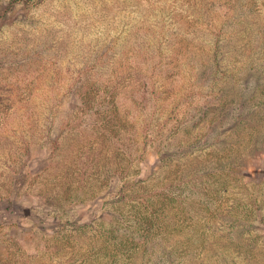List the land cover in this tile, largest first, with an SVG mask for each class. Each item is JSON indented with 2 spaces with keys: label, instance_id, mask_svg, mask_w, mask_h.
Here are the masks:
<instances>
[{
  "label": "rangeland",
  "instance_id": "obj_1",
  "mask_svg": "<svg viewBox=\"0 0 264 264\" xmlns=\"http://www.w3.org/2000/svg\"><path fill=\"white\" fill-rule=\"evenodd\" d=\"M153 64L164 76L178 75L167 79L170 92L158 100L148 93L143 108L137 101L147 87L107 88L119 82L116 74L135 80ZM212 80L230 94H250V106H261L264 0H0V261L19 251L32 253L33 264H61L64 254H72L69 264H219L218 257L223 264H264V219L256 223L249 211L264 216V179L243 187L255 174L264 176L259 150L222 179H202L198 209L184 201L189 186L174 187L180 198L171 195L166 205L149 201L147 210L127 202L104 206L105 192L99 194L105 175L115 176L116 169L132 182L166 189L185 176L184 162L193 158L175 155L161 166L154 147L142 143V128L159 148L168 145L173 127L191 130L192 139V110L213 89ZM109 108L119 123L104 133L97 124ZM197 154V169L210 168L212 153ZM28 163L32 176L15 197L12 183ZM116 178L110 182L115 189ZM233 206L240 229L228 233ZM132 209L158 214L155 227L148 233L141 217L130 218L125 246L103 244V233L127 226L119 227L117 212ZM243 217L249 223H241ZM58 219L81 220L100 240L82 244L74 237L83 233L71 225L53 230ZM65 230L68 237L61 239ZM196 234L206 251L195 244Z\"/></svg>",
  "mask_w": 264,
  "mask_h": 264
},
{
  "label": "trees",
  "instance_id": "obj_2",
  "mask_svg": "<svg viewBox=\"0 0 264 264\" xmlns=\"http://www.w3.org/2000/svg\"><path fill=\"white\" fill-rule=\"evenodd\" d=\"M158 69L159 65L153 64L150 72L143 75L142 78L136 77L135 80L130 76V74L125 75V72H122V70L120 69L122 73L116 74V76L119 77V82H116L115 85L113 84L110 86L107 85V82L104 87L108 86L107 88L111 89L110 91H115V87L117 86L122 87L125 90L131 89L134 91H138V88L147 87L145 88V90H143L141 98L139 97L137 101L138 104H140V107L143 108V106L145 105V99L148 100V93L149 98L151 100H158V94L170 92L167 79H176L178 75V73L176 72L173 73L168 71L167 75L164 76L161 74V68L160 70ZM230 79L231 76L225 80ZM210 84L214 86L213 89L208 88L206 94L203 95L205 100L202 102V104H199L196 108L192 110L191 117L196 116V120H194V123L192 124L195 125V127L193 128V133H195V135L192 139L187 136V134L191 133V130L187 131L185 128L183 132H176L178 128L176 130V128L173 127L172 131H170V136H172V138L166 139L168 145L166 147L161 146L159 148V146L156 144V140L151 139L148 136L147 128H142V139L145 138V142L142 143H144V145H147L146 143H148L147 146L150 149L154 147L155 151L159 155L161 166L164 165V163L168 161V159L174 157L175 155L193 158V160H188L187 163L184 162L186 174L182 178H180V176L176 178V183L172 185L173 187H170L173 188V191L171 192L169 190L170 188L168 187L170 185H168L166 189L163 186H153L149 181H144L142 179H140L139 181L132 182L116 169L115 176L118 177L120 181V185L118 186V188L115 189V185L110 183L111 180H115L114 182H116L117 180L114 174H112L114 172L108 171V174L105 175V181L107 180L106 184H104L105 182H103V188L99 191V194L102 191L105 192L103 196L104 206H108L110 203L114 202L124 204L125 202H127L130 207L133 205L134 207L144 208L147 210V207H149V201L155 200L161 205H166L163 204L162 201H167V199L172 200L173 196L171 197V195H177V198H180V194L175 192L174 187L178 189L181 187V190L182 188H186L189 186L191 187L190 190L192 192L186 196L184 201L186 204L190 203L193 208L198 209V206H200L198 202L202 199V179L206 180V178L212 177H220V179H222V176H227V173H230L232 169L235 170V168L238 167V164H240V162L247 161L249 154L253 150H259L260 152L264 153V114L262 113L261 109L262 107L264 108V98L261 106H259L257 102L255 106H250V102L251 100H253V97L250 94L244 92L230 94V90L218 88L216 86L215 80H212ZM107 88H105L106 91H109L107 90ZM110 94L111 92L109 93V95ZM189 94L191 93H188L187 96H189ZM87 103H91V100L87 101ZM176 110H174V114H176ZM99 115L103 119V122H99L97 124V127L103 129L104 133L106 131L111 132L115 124L118 122V116L117 112H115V109L112 111L109 108V110L107 112H104L103 115ZM163 129L164 128H160V131L163 132ZM56 143L57 140H55L51 144L52 150L50 153L52 156L54 151L53 148ZM162 148L164 150H162ZM197 150L200 151L201 154L212 153L211 155L207 156L208 161L211 164L210 168H204L205 166H200L199 169H197V164L195 160L200 162V156L199 154H197ZM94 155L95 154L90 156L91 159L86 164V167L89 164L93 163L95 159ZM48 164L53 165L52 159L48 160ZM194 164H196V168L192 166ZM201 168L203 169V171L201 170ZM170 172L171 170L168 172V174ZM31 176V167L29 166V163L25 164L20 170L19 174L16 176L15 181H13L12 183L14 190L17 192L15 197H17L22 192L23 188L26 185V182L31 178ZM262 179H264L263 175L255 174L248 181H245L243 183V187H248L250 184H253L257 181H262ZM159 183H161V181L155 182V184ZM193 192H195V194ZM77 196L79 197L81 196V194H78ZM75 197H73V199ZM252 210L251 208L249 209L251 213L250 215L253 217H258L257 220H255L256 223L260 222L261 219H264L263 215L260 216V214L256 213V211L253 210L254 212H252ZM195 211V216H197L198 210ZM117 213L120 217V219H118L119 227L122 228L124 223H127V226L124 229H121L118 234L114 233L117 232L118 228H111L106 231L105 234H102L101 237L103 239V244L107 245L109 248H119L120 246H125V242L121 239L127 235L128 230H130L131 228V222H133L134 220L132 221L130 220V218L137 219L141 217L144 227L146 228V230H148V233H150V229H153L155 227V223H153L154 217L158 215L156 213L153 214L148 211L142 214L140 212V209L138 211L132 209L126 215L120 214L119 212ZM236 214H239L238 208L236 206L231 207L230 214L225 220V227L227 228L228 233L234 228H239V219H237V217L235 216ZM76 221L77 222L75 223L73 221L69 223H63L62 219H58V222H56V225H53L52 228L53 230H55L57 228H61L62 225H71L72 229H80V233H83L82 239L77 237H74V239L77 241L84 240L82 241V244L85 245L86 242L91 243V241L100 240V238L97 237L95 234H91L90 236L88 235L89 230H86V228L88 227L87 223L81 222V220L78 219ZM249 221L250 220H247V217H243L240 222L249 223ZM65 228L68 227H64V229ZM68 230L70 231V229ZM68 230H65V236H60L61 239H66L68 237ZM125 230L127 231L125 232ZM196 235L198 236V239L196 238L195 244H197L198 248L203 246V251H206V249L208 248L205 247L204 249V242L203 239L200 238V234ZM8 241L9 240H5V242ZM198 248L196 250H199ZM65 255H67V257ZM71 255L72 254L62 255L63 258L66 257V261L60 260V263H72L73 256ZM32 257L33 254L29 252H27V254H24L23 252L21 254L19 251L10 252V254L7 256V259L3 262L0 261V264H33L34 262ZM129 258L132 262L133 256L129 255ZM218 261L219 264H223L221 263L219 257L216 258V263ZM226 264L235 263L233 261H231L230 263L228 260V263Z\"/></svg>",
  "mask_w": 264,
  "mask_h": 264
}]
</instances>
